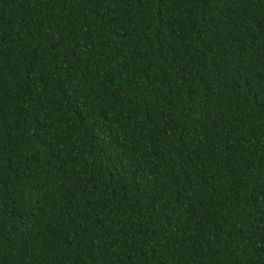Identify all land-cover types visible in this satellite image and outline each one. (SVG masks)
Instances as JSON below:
<instances>
[{"label":"trees","instance_id":"1","mask_svg":"<svg viewBox=\"0 0 264 264\" xmlns=\"http://www.w3.org/2000/svg\"><path fill=\"white\" fill-rule=\"evenodd\" d=\"M0 264H264V0H0Z\"/></svg>","mask_w":264,"mask_h":264}]
</instances>
